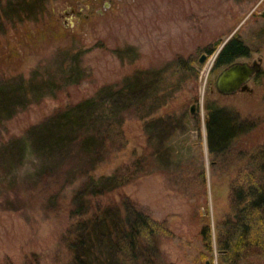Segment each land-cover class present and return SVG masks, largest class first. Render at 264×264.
Listing matches in <instances>:
<instances>
[{
	"label": "rangeland",
	"instance_id": "1",
	"mask_svg": "<svg viewBox=\"0 0 264 264\" xmlns=\"http://www.w3.org/2000/svg\"><path fill=\"white\" fill-rule=\"evenodd\" d=\"M70 7L74 11L64 13ZM263 11L264 0H49L42 19L18 24V32L10 29V43L3 45L9 50H0V70L16 69L26 75L39 55L52 51L53 42L64 33L74 36L76 46L82 44L85 53L80 61L87 73L80 84L46 96L7 125L18 134L60 104L90 95L99 84L118 81L134 66L165 68L162 87L169 91L167 101L175 117H182L166 142L181 157L123 185L114 198L120 199L122 193L153 218L166 221L167 230L159 241L164 264H228L220 260L215 244L216 221L228 209L233 173L247 161V157L240 161L239 151L264 142ZM233 33L249 47L248 54L239 59L250 61L260 56L262 67L248 81L251 90L228 95L209 92V83L223 66H214L216 51ZM217 40L220 43L208 52ZM203 52L206 58L199 62ZM179 57L194 61L199 66L196 73L176 63L167 66ZM206 99H215L257 122L213 164L206 146ZM123 130L125 148L100 171L110 172L118 161L138 155L148 146V135L135 116L125 119ZM12 162L5 164L0 156V264H65L67 250L60 235L69 222V184L59 178L60 170L43 173L36 168L33 154L16 156ZM201 164L204 198L197 175ZM205 224L211 230V250L206 249L200 234ZM239 264H264V256L252 255Z\"/></svg>",
	"mask_w": 264,
	"mask_h": 264
},
{
	"label": "trees",
	"instance_id": "2",
	"mask_svg": "<svg viewBox=\"0 0 264 264\" xmlns=\"http://www.w3.org/2000/svg\"><path fill=\"white\" fill-rule=\"evenodd\" d=\"M48 2L0 0V50H9L3 45L10 43V29L42 19ZM63 34L53 42L52 51L39 55L26 75L16 69L0 70V156L6 164L13 163L16 156L33 154L38 161L36 168L43 173L60 170L59 178L69 184V222L60 235L67 250L65 264H164L159 241L167 230L166 221L153 218L122 193L120 199H115L114 193L142 174L159 171L158 165H171L177 156L181 157L166 142L181 125L182 117H175L167 101L169 91L162 87L165 68L134 66L118 81L99 84L90 95L60 104L18 134L7 125L19 112L39 104L46 96L83 81L87 72L80 58L85 50L82 44L76 46L74 36ZM219 43L215 41L208 52ZM248 52L249 47L233 33L215 55L214 66ZM175 63L195 73L199 67L181 57L167 66ZM204 109L206 146L213 164L257 122L219 105L215 99H206ZM131 116L141 121L148 146L140 154L118 161L110 172L100 171L125 148L123 124ZM190 116L196 119L195 114ZM250 149L239 151L240 161L244 157L247 161L233 173L228 209L216 221L215 244L220 260L228 264H239L252 255L264 256V142ZM197 175L202 180L204 198L202 164ZM210 232L209 224L200 229L207 250L212 249Z\"/></svg>",
	"mask_w": 264,
	"mask_h": 264
},
{
	"label": "water",
	"instance_id": "3",
	"mask_svg": "<svg viewBox=\"0 0 264 264\" xmlns=\"http://www.w3.org/2000/svg\"><path fill=\"white\" fill-rule=\"evenodd\" d=\"M70 11H74V8L70 7L69 9H65L64 13L67 14ZM262 14L264 15V11ZM230 36L223 40V42L219 45L216 54ZM205 58L206 53L203 52L200 54L198 61L203 62ZM261 67L260 56L253 58L250 61L246 59L241 60L239 57H237L236 59L224 64L220 68V70L215 75L214 82H210L208 85L209 92H213L215 90L220 94L228 95L239 90H251V88L248 86V81L255 73L260 71ZM193 110L194 105L192 104L190 106V111L193 112ZM206 264H208V261H206Z\"/></svg>",
	"mask_w": 264,
	"mask_h": 264
}]
</instances>
